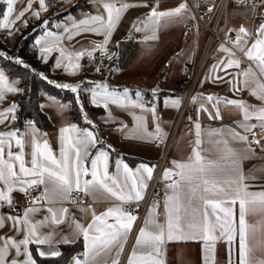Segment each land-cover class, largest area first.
<instances>
[{
    "label": "crops",
    "instance_id": "1",
    "mask_svg": "<svg viewBox=\"0 0 264 264\" xmlns=\"http://www.w3.org/2000/svg\"><path fill=\"white\" fill-rule=\"evenodd\" d=\"M77 1L53 0V4L63 8V11L59 12L54 7L50 11L47 0H45L47 11L40 8L39 0H16L13 5V15L9 18L14 23L10 27L0 28V38L4 37L8 47L11 48L19 28L24 25L23 21L28 22L38 19L33 14L35 11L40 12L39 17H43L45 19L44 24H47L49 19L55 15L69 11ZM0 3L6 4L7 14V3L4 0H0ZM104 3H112L116 7L128 4L129 7L120 13V18L116 21V26L112 30L111 36L108 37V43L104 46V49L114 50L118 55L111 63L109 75L101 78L96 75V65L89 59L88 54L100 49L97 45H103L106 36L93 32L75 35L76 30L72 25L73 21H80L88 16L100 15L106 19L107 13L103 7ZM29 5H31L30 8ZM181 5H185L182 0H86L74 12L64 15L46 28V31L38 39L45 36L48 31L60 36L62 39L56 41L52 38H47L41 44H37L39 59L55 73V76L49 79L50 81L52 80L53 85L68 84L78 87L79 100L83 105L84 122L75 123L72 120L70 103L64 102L46 92H41L40 99L41 105H43L41 108L50 119L51 127L47 131H43L34 124L37 132L32 136V128L29 127V123L23 128L17 127L16 108L14 113L16 119L14 121L11 120L12 114H9L4 123H0V132H11L18 129L20 133L25 134L23 151L26 167L31 168L32 166L30 161L32 159L31 153L34 149L32 143H30L31 140L34 139L35 142L39 143L42 151L43 143L46 141L53 155L57 159H61V150H69L67 138L71 137L74 142L80 135V133L75 131L62 132V129L75 126L80 130H92L100 141L95 147L89 146L88 151L90 154L88 156L85 157L83 151H81L84 165L90 168V161L98 154V150H106L109 153V174L117 175L118 179L123 180L122 165L120 173L117 174L116 172L117 160L128 164L134 170L141 164L153 167L155 170L160 159V152L155 147V140L158 135H162L165 139L169 138L175 129V143L166 163L165 171L177 172L179 169L173 163L174 161L177 164L191 162L189 158L193 156V149L196 147L195 141L197 139L195 123L198 122L201 125V135L199 137L201 140L199 146L201 156L206 162L214 161L218 165L216 168L211 169L207 176L210 181L209 187L215 184L218 187H223L231 195H235V190L244 185L248 186L247 191L250 193L264 192V152L250 145L249 141L244 142L234 138L230 131L234 130L241 135H246L248 140L252 133L264 131V128L261 127L264 122L257 120L254 115L260 108H264V100L257 99V96L251 94L253 90H256L258 95H264L258 88L260 84H264V74L260 72L258 67L259 61L249 59L253 65V67L249 68H244L240 65L238 68L233 66L224 71L222 70L223 66H221V70L213 72V66L220 64L221 61H225L228 58L236 59L224 52L220 60L210 66L203 79V86L213 90V100L208 101L207 97L190 99L180 122L177 123L186 93V89L181 87V83L189 77V73L185 71V68L193 67L199 53V47L195 43L192 33L185 31V26L190 21L188 9L186 7L178 16L162 18L155 30L149 26L146 30L137 32L133 27V25H136V27L143 28L144 24L142 22L147 21L153 9L157 12H168L174 11ZM21 12L24 13L23 16L17 19L18 14ZM3 23L4 17L0 21V24ZM261 24H264V16L259 15L256 8L251 5L240 6L229 13L228 25L230 29L237 32L243 26L251 33V36L245 37L246 43H244V51H242L246 58L248 57L245 53L258 38L256 33ZM66 28L70 29L71 33L74 34L71 39L68 38L70 33L65 30ZM152 35H155L157 39H146V37ZM126 39H133L134 49L129 58L121 64L119 61L120 44ZM42 47H53L54 49L51 53L44 54L47 56V63L44 62L40 52ZM60 49L64 50L65 57L61 61V67L57 68L55 64L58 59H61ZM236 49L239 50L237 47ZM78 53H84V55L78 56ZM257 54H259V49H257ZM68 57H71V67L68 66ZM76 65H79V67H76ZM249 69L248 75H243V72ZM228 73L232 75H228ZM5 75L9 84L19 81L18 78L9 76L6 72ZM219 77H224V79H219ZM101 83L107 84L110 91L116 90L121 95L123 90L127 89L129 96L122 102L125 106L122 107L109 102L108 107L105 108L103 102H101L99 107L103 111L93 115L85 105H93L91 102V90L96 84ZM16 87H19V84ZM137 92L141 93V95L137 96ZM5 95V100L0 103V111L9 108L13 103L17 104L20 93H5ZM217 99L219 103H217ZM175 100L180 101L178 106L173 105ZM229 100L244 102L249 108L250 119H244L243 110L227 104L226 102ZM133 104L138 106L133 107ZM59 105L67 107L61 110ZM202 107L206 108L207 111H202ZM151 108H155V116L148 110ZM217 108L222 118L210 119L209 113L214 114ZM85 117L87 120L92 121V125L85 122ZM242 125H255L256 127L252 128L251 132H247ZM157 126L160 128V133H156ZM211 130H219V134L210 135ZM218 141L221 143H217ZM222 141H227V148L237 153L239 159L235 163L231 159L223 158L225 144ZM7 151L8 148L5 146V159H7ZM11 151L13 153L19 151L15 146L14 140L12 141ZM69 155L74 156V152H70ZM16 171H19L18 161L16 162ZM240 175L245 177L242 182L239 180ZM152 178L147 181L143 199L147 195ZM26 179H32V177H26ZM84 179L90 180L91 176L82 177L81 186H83ZM45 187L48 188V198L38 200L36 203L32 201L29 204L24 201V192L14 190L10 194L11 205H8L7 202H0V216H19L22 218L27 209H36L35 212L29 213L28 219L31 223L37 225V236L51 237L49 243L43 245L30 243L27 246V250L31 252L36 264V257L52 258L50 256L41 257L39 255L40 251L50 252L58 250L61 252L62 245H66L63 243V237H67L70 240L75 239V243H82L81 248L72 258L80 257L83 259V253L87 249L82 237H77L75 222H80L87 226L93 219L92 209L97 214H100L109 207L121 206V202L96 187L89 190V199L86 203L71 205L70 195L61 192L57 184L47 178L41 194L37 198L42 196ZM0 190L4 191L6 195L8 194L3 182H0ZM179 191L182 194H186V185H182ZM171 192L172 190L167 187L165 201ZM197 195H203L205 198L212 200L225 199L223 194L211 191L200 192ZM143 199L128 202L123 204L122 207L127 212L128 204L138 203ZM182 201L189 211L187 219L197 225L196 229L191 230L185 226V232H193L194 238L168 240L166 207L164 206L162 211L159 205H156L154 215L159 223L165 224V242L161 245V255L158 257L163 261V264H240L239 235L237 234L233 241L229 243L227 239L228 225L226 223L228 218L225 213L219 211V209L217 210V215L220 217L218 222L216 221V216L210 215L208 217V221L214 226L212 234L216 238L206 242L200 238L201 234L199 232V229L205 223L202 204L194 200L192 205L189 206L187 195H182ZM154 204L156 203H151L148 207L139 230L144 227L145 220L148 218ZM222 207H227V205L224 204ZM49 208L56 213L58 220H62L61 223H56L52 220V214L48 211ZM65 208L68 209L67 213L63 212ZM82 208L87 211H81ZM193 209H197V211L193 213ZM234 212L238 221V202L234 206ZM42 221L44 222L43 225H41ZM114 222V219L109 220V223ZM246 223L249 225L246 237V259L248 264H262L264 262V213L258 210L247 213ZM221 225H223V228ZM19 227L21 230L17 231L12 227V222L6 219L4 226L0 227V238L13 237L17 241L24 239L26 227L24 225ZM133 228L134 223L124 251L119 257L120 263L126 257L124 264H127V258L135 242L134 240L133 244L129 246ZM2 243L3 240L0 239V244ZM23 251L22 247L21 252L23 253ZM12 258H16L18 261L26 259L23 254L16 256L15 249L10 248L8 259L11 260ZM72 258L68 264H72ZM114 258H116L115 247L110 252H101L93 264H105V261H107V264H112Z\"/></svg>",
    "mask_w": 264,
    "mask_h": 264
},
{
    "label": "snow or ice",
    "instance_id": "2",
    "mask_svg": "<svg viewBox=\"0 0 264 264\" xmlns=\"http://www.w3.org/2000/svg\"><path fill=\"white\" fill-rule=\"evenodd\" d=\"M7 3V14L4 16V23L0 24V28L10 27L14 21L9 18L13 15V5L16 0H4ZM241 3L246 2V0H240ZM264 3V0H261ZM40 8L44 11H47V6L45 0H39ZM31 5H29V8ZM105 12L107 13V18L104 16H88L87 18L80 21H73L72 27L76 30L75 35H79L85 32H93L96 34H104L106 36L103 45H97L99 48H104L108 43V37L111 36V32L116 26V21L120 18V13L129 7L128 4H122L121 7H116L112 3H104L103 5ZM187 5H181L179 8L174 11L168 12H157L153 9L147 19V21L142 22L144 24L143 28L133 27L137 32L146 30L149 26L155 30L159 25V22L162 18L165 17H174L180 15ZM255 7V4H253ZM211 11V9H209ZM23 12L19 13L17 19L23 16ZM37 18L40 16L39 11L33 13ZM23 24L26 26L27 21H23ZM47 27V25H45ZM59 27V26H58ZM70 34L69 39L74 35L71 33L70 29H65ZM231 31V30H230ZM257 39L252 44V47L247 50L245 53L248 59L258 60L260 72L264 74V24H261L257 29ZM251 36V33L248 32L246 28L241 26L237 31L236 40L234 42L235 46L240 50L244 51L245 37ZM47 38H52L56 41L61 40L60 36L55 35L51 31L46 32L45 36H42L40 39L35 41L36 44H41ZM146 39H157L155 35L146 37ZM257 49H259V54H257ZM53 47H42L40 49L42 58L44 62L47 63V56L45 53H51ZM221 51L228 53L229 56L234 55L231 49L221 45ZM0 55H3L0 53ZM61 59L56 61L55 67H61V61L65 57V52L63 49H60ZM78 56H83L84 53H78ZM91 56V53L88 54ZM8 59H15V62L23 65L24 68L28 69L30 66L24 64L19 58L8 57ZM69 59V67H71V57ZM226 71L228 68L240 66V61L232 58H228L225 61H221L220 64L214 65L212 68L213 72L217 70ZM79 67V65H76ZM99 72L100 69L97 68ZM248 71H244L243 75L247 76ZM41 79L47 80V77L43 73L39 74ZM228 75H232L228 73ZM219 79H224V77H219ZM49 84H53L52 81H48ZM19 84V81H15L12 84L8 83V78L5 75L4 70L0 69V103H2L6 95L5 93H21L23 89L16 87ZM57 88L70 89L71 92L77 93V102L79 103L78 87L68 84H55ZM259 91L264 93V84L258 86ZM98 89V91H97ZM239 90V89H237ZM92 91V103L93 105L99 107L101 102L105 108L108 107L109 102L116 104L118 106H125L122 102L126 100L129 96L127 89L123 90L121 95L116 90H109L107 84H96ZM252 95L257 96V99L264 100V95H258L256 90L251 92ZM137 96H140L141 93L137 92ZM208 101H212L213 97L208 96ZM180 103L179 100L173 102L174 106H178ZM217 103L219 100L217 99ZM227 104L233 105L236 108L243 110L244 119H250V113L248 106L237 100H229ZM138 105L133 104V107ZM143 107L142 105H139ZM16 104H12L9 108L0 111V123H4L5 119L11 115V120H15L14 115ZM43 107V105H41ZM61 110H64L67 106L59 105ZM81 110H83V105L80 104ZM155 116V108L148 109ZM202 111H207L206 108H201ZM255 118L264 122V108H260L256 113H254ZM210 119H219L220 116L219 109L217 108L216 112L209 113ZM85 122L89 125H92V121L87 120L85 117ZM245 128V131L251 132L252 128L256 127L255 125L248 126L242 125ZM29 127L32 128L31 135L34 136L37 132V129L34 127V122L29 121ZM94 127V125H93ZM261 127L264 128V123L261 124ZM196 136L195 141L196 147L193 149V156L190 157V163H179L173 162L176 167L179 169L177 172H172L171 170H166L164 173V178L166 180L170 179L173 176H178V180H174L172 183L168 184V188L172 190L171 194L167 196L165 201L166 207V229H167V239L173 240L182 239V238H194V233L189 231L185 232V226L187 229H196L197 225L187 219L189 215L188 208L185 207L182 201V195H187L188 205L191 206L192 202L198 201L203 206V217L204 225L199 229L201 234V239L206 242L209 240H214L216 237L213 236V224L208 221L210 215L216 216V221L220 220L219 215H217V210L224 212L228 218L226 223L228 225L227 229V239L229 243L233 241L236 235H239V248H240V264H248L246 259L247 253V243L246 237L249 230V225L246 223V214L249 212L260 211L264 213V192L261 193H250L247 191V185L237 188L235 190V195H231L223 187H218L215 184L210 185V181L207 178L211 169L216 168L218 165L214 161H205L201 156L199 146L201 140L199 139L201 133V125L197 122L195 123ZM75 131L80 133V135L73 142L71 137L67 138L69 144V150H61L60 156L61 159H57L51 152L48 143L45 141L43 143V151L41 150V145L35 140H31L33 146V152L31 153L32 159L30 161L31 168L25 166L24 160V133L14 130L11 132H0V182L6 186L7 195L4 191L0 190V202H7L8 205L12 204L11 193L14 190H19L28 193V189L34 186L44 185L46 178L52 181L54 184H57L61 192L70 195L73 190L81 191L85 194L89 193L90 189L99 187L104 192L108 193L111 197H114L116 200L121 202V206L109 207L106 211L97 214L94 209H92L93 219L91 223L87 226H84L80 222H75V232L77 237H82L85 242V248L87 249L83 253V259L80 257H73L72 264H93L96 260V257L101 254V252L108 251L115 247L116 248V258L112 260V264H120L119 257L124 251V247L127 244V239L130 234V231L133 227V223L138 219L137 216L133 215L131 212H125L122 205L131 201H139L143 199V193L147 188V181L152 178L154 171L153 167L148 165L141 164L135 170L130 168L128 164L122 163V161H116V172L120 173L121 165L123 167V180L118 179L117 175L109 174V153L106 150H98V154L90 161V168L85 166L82 160L81 151H83L84 156H88L90 153L88 151L89 146L95 147L96 144L100 143L97 139L95 133L92 130L84 129L80 130L75 126L71 128H64L62 132ZM234 138H238L240 141L248 142V137L246 135H241L234 130H230ZM156 133H160V128L157 126ZM219 130H211L210 135H218ZM255 135V133H253ZM157 138H161L157 136ZM15 141V146L19 149L17 153L11 151L12 141ZM253 143L259 145L260 140H254ZM217 143H221L218 141ZM225 144V154L224 159H231L233 163L239 159L237 153H235L230 148H227V141H222ZM5 146H7V159H5ZM110 147V146H109ZM264 150V149H262ZM74 152V156H70L69 153ZM19 162V171H16V162ZM91 176V179H84L83 186H81L82 177ZM26 177H32V179H26ZM245 179L243 175H240L239 180L242 182ZM235 182V181H233ZM182 185H186L187 193L182 194L179 189ZM214 192L217 194H223L225 196L224 200H212L207 199L203 195H197L200 192ZM48 198V188L45 187L44 192L41 197L34 198L33 203H36L38 200ZM239 204V218L236 220L234 206ZM156 204L153 205L150 210L148 218L145 220L144 227L141 228L138 232V235L135 239L134 245L130 252V255L127 258V264H163V261L158 257L161 255V245L165 242V224H161L157 221L154 213L156 211ZM226 204L227 207H222ZM35 208H29L25 211L24 216L21 218L19 216H0V227L4 226L5 220H10L12 222V227L17 231H20V225L26 227L25 238L17 241L13 237L0 238L3 240V243L0 244V264H36V261L32 258V254L27 250V246L30 243L36 244H46L50 242V236L39 237L36 234L37 225L29 221V213L35 212ZM48 211L52 214L51 218L56 223H61L62 220H58L56 213L49 208ZM68 209H63L64 213H67ZM81 211H87L86 209H81ZM197 209H193V213ZM47 219V218H46ZM110 219H114V223H109ZM43 221L41 225H43ZM223 228V225H221ZM63 243L72 244L75 243V239H68L67 237L62 238ZM23 247L24 251L21 252ZM207 247V244H206ZM15 249V255L20 256L21 254L25 255L26 259L24 261H18L16 258L8 259L9 249ZM39 255L41 257H59L61 252L56 251H40ZM107 264V261H105ZM264 264V262H262Z\"/></svg>",
    "mask_w": 264,
    "mask_h": 264
},
{
    "label": "built area",
    "instance_id": "3",
    "mask_svg": "<svg viewBox=\"0 0 264 264\" xmlns=\"http://www.w3.org/2000/svg\"><path fill=\"white\" fill-rule=\"evenodd\" d=\"M182 2L187 5L190 14V21L185 26V31L192 33L194 41L199 47V53L193 67L185 68V71L189 73V77L181 83V87L186 89V93L182 106L183 108L177 123L180 122L190 99L194 97L213 96V90L203 86V79L210 66L218 62L224 54V52L220 50L221 45L232 50L234 53L232 57L240 61L242 67H253L251 61L245 57L244 53L237 50L235 47L234 42L237 32L229 28L228 17L230 11L240 6H253V4H255L258 14L264 16V3H262L261 0H246L244 3H241L240 0H182ZM53 7L57 8L59 12L63 11L62 7H58L55 4H53ZM209 9H211V11H209ZM226 54L229 55L228 53ZM117 55L116 51L104 48H100L91 53L89 59L95 63L96 75L98 77L103 78L109 75L111 63L117 58ZM97 68L100 69L99 72ZM254 133L255 135L252 133L249 137V144L264 152V150H262L264 149V131ZM158 136L161 138H156L155 147L160 152V159L155 167L147 195L142 201L127 205V212H131L138 217L134 222L129 246L133 244L150 204L158 202L159 207L163 211L168 184L172 183L174 180H178V176H173L168 180L164 178L165 166L175 143V129L172 135L167 139L162 135ZM254 140H260L261 143L257 145L252 142ZM42 189L43 185L29 188L28 193H24L25 203H31L34 198H37L41 194ZM88 199V194L78 190L72 191L69 197L71 205L86 203ZM79 253H81V251H79ZM125 262L126 257L122 259L120 264H124Z\"/></svg>",
    "mask_w": 264,
    "mask_h": 264
},
{
    "label": "trees",
    "instance_id": "4",
    "mask_svg": "<svg viewBox=\"0 0 264 264\" xmlns=\"http://www.w3.org/2000/svg\"><path fill=\"white\" fill-rule=\"evenodd\" d=\"M86 0H78L77 3L67 12L55 15L47 24L45 19L39 17L35 21H28L27 25L19 28L15 37L13 46L8 47L4 37L0 38V69L4 70L9 76L19 79V88L23 89L17 101V127L23 128L29 121L34 122L41 130L47 131L51 127V121L41 108V92H46L56 98L68 102L71 105L72 120L75 123H83L84 117L80 108V100L77 102V93L70 90L57 88L48 81L55 76L52 69L43 64L38 55V47L35 41L41 36L50 25L59 20L64 15L74 12ZM48 9L53 10V0H47ZM6 14V4L0 3V21ZM47 25V27H45ZM134 49L133 39H126L120 44L119 61L124 63L132 54ZM19 58L24 64L29 65L28 69L15 62ZM40 73L47 77V80L41 79ZM93 115L101 113L100 107L85 105ZM82 243L66 244L61 247V256L52 258L36 257L37 264H68L72 256L81 248Z\"/></svg>",
    "mask_w": 264,
    "mask_h": 264
},
{
    "label": "rangeland",
    "instance_id": "5",
    "mask_svg": "<svg viewBox=\"0 0 264 264\" xmlns=\"http://www.w3.org/2000/svg\"><path fill=\"white\" fill-rule=\"evenodd\" d=\"M51 79V78H50ZM52 81V80H51ZM56 82V81H55ZM54 84V83H53Z\"/></svg>",
    "mask_w": 264,
    "mask_h": 264
}]
</instances>
